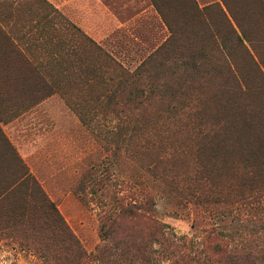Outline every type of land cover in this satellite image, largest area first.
<instances>
[{
	"label": "rangeland",
	"instance_id": "1",
	"mask_svg": "<svg viewBox=\"0 0 264 264\" xmlns=\"http://www.w3.org/2000/svg\"><path fill=\"white\" fill-rule=\"evenodd\" d=\"M162 1L175 4V0ZM200 1L210 3L212 0ZM214 1L212 4L220 3V0ZM196 2L199 7H206L201 6L199 0ZM263 3L253 0L247 10L249 13L244 12L240 16L250 39L248 42L243 38L244 48L241 49L246 48L252 57L249 60L243 52L235 53L234 60L239 65L241 79L259 77L255 63L264 73V43L261 41L264 40ZM132 15L129 13V17ZM159 19L161 22L148 16L139 23V28L128 27L118 34L113 33V39L108 44L104 40L96 43L126 69L134 71L171 36L161 16ZM73 26L76 27L47 0H0V88L7 91L12 100L10 107L0 103V129L27 170L56 205L83 249L91 253L102 246V223L116 215L120 208L132 204L136 205L134 214L125 213L118 221L113 236L117 241L126 238L132 245L149 242L145 255L153 256L150 264H172L171 255L149 253L160 250L153 221L166 224L168 234L175 237L178 243L191 241L203 250L201 257L184 264H227V255L234 248L247 244L261 249L264 236L242 234L238 226L241 214L237 200L240 179L254 169L245 166L246 159L237 149V141L230 140L229 130L225 132L226 138H229L224 143L221 142L225 136L212 147L202 150L181 123L169 120L164 125L161 138L151 141L147 149L136 153V150L128 151L124 132H120L118 137L117 133L123 130L114 116H102L87 109L86 117L93 119L88 125L66 98L53 93L55 90L45 89L42 93L51 95L36 106L17 104L15 99L19 96L11 94L13 88L27 83V88L32 90L41 78L49 79V76L70 88L69 98L72 101L75 99L76 95H71L73 87L67 83L70 71L63 74L67 66L60 68L63 63L49 64L58 51L54 48L55 41H49L53 37H58V42H61V51L78 48L81 59L87 54L94 60L96 55L88 54L85 44H82L83 39L79 41L80 33ZM234 26L242 35L241 30ZM170 51L158 64L162 66L160 73L165 77L175 72L176 64L185 61L187 46L184 41H177ZM79 57L63 62L74 64ZM31 60L42 67V73L40 70L32 72L25 66ZM212 87L210 93L215 99V94L220 93L217 91L218 80ZM29 95L37 94L29 91L24 97ZM260 98L252 92L246 98L253 111ZM11 105L15 106L12 108ZM242 106V103L237 105L230 113L223 107L212 106L205 121L218 129L223 123L212 120L218 113L220 117L228 116L225 112L238 116ZM240 118L237 117V123L245 124ZM228 149L232 152L226 158ZM0 167L6 170L11 163L0 157ZM246 183L250 182L247 180ZM256 211L263 218L264 204ZM213 229L219 234L209 235ZM44 235L42 242L49 245L48 254L69 255V251L61 246V238L54 242L52 232L47 231ZM39 246L40 251L45 249ZM35 248L39 247L21 229L13 228L10 223L0 224V264H46ZM217 248L222 251H217ZM181 252L179 249L175 254ZM189 252L191 256L195 255L193 251ZM135 253L134 248L128 250L129 257Z\"/></svg>",
	"mask_w": 264,
	"mask_h": 264
},
{
	"label": "trees",
	"instance_id": "2",
	"mask_svg": "<svg viewBox=\"0 0 264 264\" xmlns=\"http://www.w3.org/2000/svg\"><path fill=\"white\" fill-rule=\"evenodd\" d=\"M151 1L171 36L136 70L126 69L94 40L86 37L80 29L73 26L80 33L79 41L83 39L82 44H85L88 54L96 55L94 60H91L87 54L81 59L78 56V48H67L61 51V42L57 41L54 48L58 51L49 64L63 63L60 68L62 65L67 66L66 73L63 74L70 71L67 74L69 75L67 83L73 87L71 95H76L75 99L72 101L69 98L70 88L62 85V81L52 79V76H49V79L46 76L44 77L47 79L41 78L39 84L32 90L27 88L25 83L12 90L10 88L9 92L11 90V94L15 93L19 96L15 99L17 104L32 107L51 95H44L42 92L45 89L55 90L53 93H59L66 98L82 121L88 125L93 122V119L86 117L87 109L98 112L102 116L112 115L123 130L117 133L118 137L121 136L120 132H124L127 137L129 152L136 150L137 153L138 150H145L148 143L159 140L164 132V125L169 120L181 123L202 150L212 147L229 130L230 140L233 139L235 143L237 141V149L246 159L245 166L254 169L240 179V190L237 194L241 212L238 216L240 233L262 237L264 236V217H260V213L256 210L264 204V73L253 61L259 77L241 79L239 65L234 60L237 51L243 52L249 60L252 58L246 48L241 49L244 48L243 38L248 42L250 39L243 29L240 16L244 12L249 13L247 10L253 0H220V3L203 8L199 7L196 0H175V4L163 3L162 0ZM261 1L264 2V0ZM177 2H179L178 5H176ZM234 24L241 30L242 35L238 33ZM57 38L53 37L49 40L56 41ZM177 41H184L187 46L185 61L176 64L175 72L170 77H165L161 75L162 66L158 64L171 52L170 49ZM261 41L264 43V40ZM77 57L80 58L78 62L65 64L66 61L75 60ZM25 66L32 72L40 70L42 73L43 70L32 62H26ZM216 80H218L217 91L220 93H216L217 98L214 99L210 88H213L212 85ZM29 91L41 95L24 97ZM251 92L261 97L254 111L250 107L252 105L246 102ZM11 101L7 91L0 88V103L9 104L10 107ZM241 103L243 106L238 116H241L240 119L245 123L243 125L237 123L238 116L235 113L229 114ZM14 106L11 105L12 108ZM212 106L223 107L229 112H225L228 116L220 117L218 113L212 119L223 123V126H218V129L212 128L211 124L205 121L207 111ZM227 138L225 136L221 143H224ZM231 152L232 150L228 149L225 157H229ZM0 157L11 163V167L6 170L0 167L2 178L0 180V224L10 223L13 228L25 232L28 238L39 247L35 250L44 263L150 264V260H154L152 255L151 257L145 255L148 252L149 242L132 245L126 238L117 241L113 236L118 221L126 215L125 213L134 214L133 208H136V205H126V209L120 208L116 215L107 218L101 228L103 245L94 252H86L56 205L50 201L40 184L27 170L21 157L1 129ZM201 173L204 178L202 170ZM247 180L249 184L246 183ZM257 206L259 207L256 208ZM246 213L248 215L244 218ZM152 223L155 234L158 235L156 241L160 244V250L149 251L150 254L171 255L172 264L191 262L204 254L203 250L191 241L182 240L178 243L175 237L168 234L166 224L158 221ZM47 231L53 233L54 242L57 238L62 239L61 246L69 251L68 256L61 257L56 254L51 256L52 254L46 252L49 245H45L42 241ZM218 234L216 229L209 233L211 236ZM262 242L264 243V238ZM38 244L45 249L40 251L41 247ZM130 248L136 251L131 257L128 256ZM179 249L182 250V254H175ZM218 250L221 249L217 248ZM189 251H193L195 255L191 256ZM233 252L228 253L227 264H264V246L257 249L244 244L241 248H234Z\"/></svg>",
	"mask_w": 264,
	"mask_h": 264
},
{
	"label": "crops",
	"instance_id": "3",
	"mask_svg": "<svg viewBox=\"0 0 264 264\" xmlns=\"http://www.w3.org/2000/svg\"><path fill=\"white\" fill-rule=\"evenodd\" d=\"M47 1L65 17L69 18L70 21L90 39L95 42L104 40L107 41L106 44L113 39L115 33L118 34L123 32L126 30L125 28H139V23L143 22L148 16L155 17L160 21V16L150 0ZM199 2L201 6H207L216 1L212 0L210 3H202L199 0ZM129 13L133 15L129 17ZM137 34L140 36L138 30ZM133 35L135 36V34ZM57 39L56 41H58ZM33 64L38 65L35 63Z\"/></svg>",
	"mask_w": 264,
	"mask_h": 264
}]
</instances>
